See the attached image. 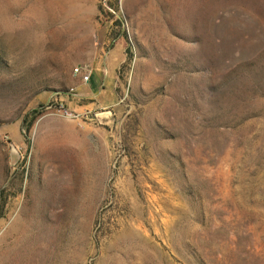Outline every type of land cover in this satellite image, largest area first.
I'll return each instance as SVG.
<instances>
[{
    "label": "rangeland",
    "instance_id": "1",
    "mask_svg": "<svg viewBox=\"0 0 264 264\" xmlns=\"http://www.w3.org/2000/svg\"><path fill=\"white\" fill-rule=\"evenodd\" d=\"M87 2L0 40V264H264V0Z\"/></svg>",
    "mask_w": 264,
    "mask_h": 264
},
{
    "label": "clouds",
    "instance_id": "2",
    "mask_svg": "<svg viewBox=\"0 0 264 264\" xmlns=\"http://www.w3.org/2000/svg\"><path fill=\"white\" fill-rule=\"evenodd\" d=\"M92 6L87 0H72L69 23L86 20ZM55 15L56 0H0V40L20 42L35 53L49 42L50 23Z\"/></svg>",
    "mask_w": 264,
    "mask_h": 264
},
{
    "label": "trees",
    "instance_id": "3",
    "mask_svg": "<svg viewBox=\"0 0 264 264\" xmlns=\"http://www.w3.org/2000/svg\"><path fill=\"white\" fill-rule=\"evenodd\" d=\"M114 26H120L119 19L114 20ZM117 37H119V36H117ZM121 37H123V39L125 40V36L124 35H121ZM36 114H37V112H32L29 120H26V118H24L22 120V124L24 125V127H25L26 130L30 127L31 122L33 121V119H34V117H35ZM25 145H27V142H26Z\"/></svg>",
    "mask_w": 264,
    "mask_h": 264
},
{
    "label": "built area",
    "instance_id": "4",
    "mask_svg": "<svg viewBox=\"0 0 264 264\" xmlns=\"http://www.w3.org/2000/svg\"><path fill=\"white\" fill-rule=\"evenodd\" d=\"M73 73H74V75H78V76H80V79H81L82 81H84V82H86L87 79H88V74H82V75H81V72H80V70H78V69H74Z\"/></svg>",
    "mask_w": 264,
    "mask_h": 264
}]
</instances>
